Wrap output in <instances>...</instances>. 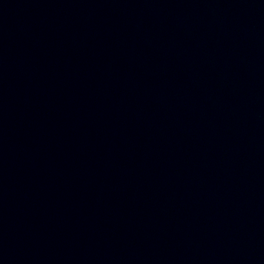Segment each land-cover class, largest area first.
Returning a JSON list of instances; mask_svg holds the SVG:
<instances>
[{
    "label": "water",
    "instance_id": "95a60500",
    "mask_svg": "<svg viewBox=\"0 0 264 264\" xmlns=\"http://www.w3.org/2000/svg\"><path fill=\"white\" fill-rule=\"evenodd\" d=\"M166 136L264 264V0H93Z\"/></svg>",
    "mask_w": 264,
    "mask_h": 264
}]
</instances>
